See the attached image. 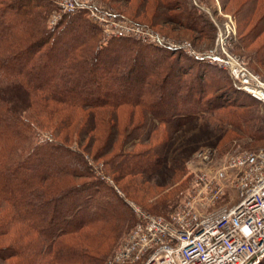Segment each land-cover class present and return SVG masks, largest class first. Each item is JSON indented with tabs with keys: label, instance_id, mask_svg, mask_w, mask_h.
<instances>
[{
	"label": "trees",
	"instance_id": "1",
	"mask_svg": "<svg viewBox=\"0 0 264 264\" xmlns=\"http://www.w3.org/2000/svg\"><path fill=\"white\" fill-rule=\"evenodd\" d=\"M52 10V0H0V264H101L136 223L127 199H159L185 176L176 207L181 202L187 139L165 155L175 133L245 105L237 104L241 95L261 103L227 70L209 83V70L189 57L125 37L101 40L83 12L49 26ZM254 112L230 110L222 128L258 140L264 123ZM127 145L144 148L121 152ZM87 155L107 157L105 171L129 179L117 185L126 199L98 178Z\"/></svg>",
	"mask_w": 264,
	"mask_h": 264
},
{
	"label": "rangeland",
	"instance_id": "2",
	"mask_svg": "<svg viewBox=\"0 0 264 264\" xmlns=\"http://www.w3.org/2000/svg\"><path fill=\"white\" fill-rule=\"evenodd\" d=\"M79 1L86 3L88 6H74V0H52L53 10L48 18L49 26H54L55 24H53V21L57 18L58 21L62 18L69 19L71 18V15L83 12L84 16H87L92 23L96 24L101 29V33L99 35L101 40L107 41L110 38L125 37L131 40V42L135 45L151 47V49L158 54H161L162 52H169L170 54H173V57L180 58L182 61L189 57L191 60L189 59L188 64H193V66H195L201 63L203 67L205 66V69L209 70L205 76V79L209 83H213L220 76L222 79L227 77L226 69L222 63L212 62L208 59L202 60L191 55L188 52V49L174 50L169 48L168 45L169 43L183 44L187 42L191 44V47L197 53L202 54L211 50L216 44L218 29L217 24L224 22L230 16L236 25L237 37L230 44L228 50L244 58L248 62L251 69L264 76V0ZM95 6L99 7L103 11H108L118 15L111 16L103 14V12L98 13L95 11ZM94 19H98V21H95ZM136 24L144 25L145 28L137 30L138 28ZM119 28L121 30L134 28L136 31L127 35H120L116 32ZM153 32L158 33L166 45L158 44L155 41ZM195 60H198V62ZM226 85L228 86V84ZM238 99V102L244 103L237 104L245 105H235L221 109L222 111L219 113H215L209 117L207 115L206 117L194 120L181 127L179 131L175 133L173 140L169 143V150L165 154L167 158L169 157V152L174 153L178 150L182 140L186 139L187 145L184 155L187 156L188 159L186 161L187 163L185 162L184 164L188 169L197 163L195 155L199 150L213 151L216 157V162L219 163L227 155L244 151H256L260 148H264V128L260 134V139L258 140H253L252 137L247 136L243 133V131L241 132L240 129L231 127L232 130H225L222 128L220 123L221 119L229 118L227 115L230 110H235L237 114H242L248 110H255L254 114L259 116L260 122L264 123L263 103L255 101L252 102L251 99L243 95H241ZM144 117H147L146 113H143V118ZM237 118H239V116ZM236 122L239 125L244 124L242 120L236 119ZM148 128L149 125H147L144 129L138 130V132H145ZM226 133H229V135L224 136ZM190 134H194L196 136L192 135V138L189 136ZM211 134L214 135L212 136ZM45 135L50 134L49 132H45ZM197 135H200L202 139H198ZM222 137H224V140L223 142H220ZM141 148H144V146L136 145L134 147H129L127 145L123 146L120 151L133 152L138 151ZM87 158H89L90 165L92 166L94 172H96L98 178L106 181L108 185L113 186L116 192L121 197L125 198V194L118 186L124 184L125 182H128L129 184V179L126 177L124 180L119 181L116 179L115 175L110 172H106L103 164L106 160L105 158L107 157H101L94 160L87 155ZM109 158L110 155H108V159ZM166 177H168L167 174L165 175V178L163 177L164 179H160L161 184L164 183L163 181L168 180ZM185 178V176H181V181L183 179L182 182H184V180L187 182L188 180ZM81 181H84V179ZM181 181L175 183L173 185L174 188L170 189V191L166 189L165 192L168 193L162 192L163 195L159 199L155 200V197H151L142 201L140 200L141 197L138 198L141 195L134 197L135 199H127V202L133 211V217L135 216L136 218L132 205H137L152 214L168 217L172 213L171 211H174L176 208V201H178L177 190ZM189 184L186 191H188ZM140 186L141 188H144L143 185ZM160 190L161 188H157L158 192ZM109 196L113 198V194L111 192H109ZM183 199L184 196H182V200ZM239 199L240 196L238 190L230 187L227 189L226 193L208 209H210V211L227 209L236 204ZM148 201L149 203H147ZM128 232L129 230H125L116 241L112 242L110 246L112 248L109 254L101 261V264H106L107 260L115 254ZM258 264H264V257Z\"/></svg>",
	"mask_w": 264,
	"mask_h": 264
},
{
	"label": "built area",
	"instance_id": "3",
	"mask_svg": "<svg viewBox=\"0 0 264 264\" xmlns=\"http://www.w3.org/2000/svg\"><path fill=\"white\" fill-rule=\"evenodd\" d=\"M74 4L88 6L79 0ZM95 11L117 16L97 6ZM57 22L58 18L53 24ZM136 25L137 30L145 28ZM217 27L215 47L202 54L187 42L168 46L222 63L242 92L264 104V76L228 50L237 37L233 19L229 16ZM135 31L116 30L120 35ZM153 35L158 44L166 45L158 33ZM215 158L210 150L196 153L188 191L168 217L132 205L136 223L106 264H258L264 257V148L227 155L219 163ZM230 187L238 190L239 201L210 211Z\"/></svg>",
	"mask_w": 264,
	"mask_h": 264
}]
</instances>
